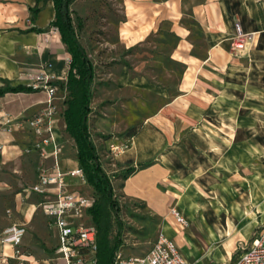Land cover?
Returning a JSON list of instances; mask_svg holds the SVG:
<instances>
[{"label":"rangeland","instance_id":"1","mask_svg":"<svg viewBox=\"0 0 264 264\" xmlns=\"http://www.w3.org/2000/svg\"><path fill=\"white\" fill-rule=\"evenodd\" d=\"M27 1L0 0V16L20 14ZM136 1L71 3L76 37L94 65L87 123L120 208L123 229L119 250L142 254L157 233L164 231L191 264L232 260L244 242L264 229V35L257 34L243 52L229 45L227 65L203 71L192 88L181 94L178 85L184 67L170 58L176 36L169 20H161L155 32L134 46L127 47L118 40V25L127 18L125 8ZM39 4L43 7L45 1ZM47 12L43 10L42 19ZM50 28L45 26V32ZM193 28L200 37V28ZM43 43L45 54L50 49ZM197 44L199 48L205 45L200 40ZM41 63L51 66L45 57ZM67 67L68 63L65 71ZM25 82L30 83V78ZM56 84L52 116H60V155L75 157L76 145L66 131L63 114L77 102L80 91L66 77L57 79ZM41 97L44 107L46 96ZM35 113L14 117L8 125L0 122L14 133L18 146L17 154L0 165V179L6 188L0 192V205L12 208L16 191L28 202L42 199L30 188L43 159L36 146L40 136L28 124ZM137 137L147 147L135 160L121 163L118 156ZM111 143L123 149L112 151ZM152 164L159 168L151 190L164 203L161 212L124 188L127 176ZM130 165L134 170L125 172ZM69 189L97 197L87 182ZM170 207H176L185 225L175 221ZM35 212L40 217L42 207L37 205ZM9 213L7 223L0 219L2 226L19 219L15 210ZM86 219L84 213L82 220L88 222ZM26 230L38 238L37 229L28 226ZM115 231L114 224L112 235ZM38 244L34 251L30 245H22L23 251L42 254L36 258L46 260L38 259L39 264H61L53 244L44 240Z\"/></svg>","mask_w":264,"mask_h":264},{"label":"crops","instance_id":"2","mask_svg":"<svg viewBox=\"0 0 264 264\" xmlns=\"http://www.w3.org/2000/svg\"><path fill=\"white\" fill-rule=\"evenodd\" d=\"M40 1H45L43 7H40ZM34 2L35 0H28L20 14L18 12L10 14L9 12V14H5L6 17L0 16V85L2 84L1 77L10 79L11 84L28 85L25 79L30 78L32 81L36 69L42 65L43 57L47 58L51 64V66L45 65L48 72L60 80L67 78L65 68L70 58L66 54L70 53L64 49L65 45L63 46L64 43L61 41L58 29L53 25L47 26L54 17L53 2L52 0H39V10L36 13V18L32 21L33 12L29 6L33 5ZM131 5V8H125L126 20L118 25L119 42L124 43L127 47L134 46L155 32L161 20H169L170 30L176 36L170 58L180 61L184 67L178 85L181 94H186V91L192 88L195 78L203 71L215 70L227 65L230 58L228 49L236 23H239L243 32L252 33V37L246 42L245 48L248 44L255 42L257 34L262 33L264 35V0H137L134 3L131 2ZM44 9H47L48 12L42 19L41 13ZM32 25L42 29L39 31H21ZM45 26L51 27L47 33ZM195 26L201 30L200 37L195 33L193 28ZM199 40L204 42V47L199 48L197 44ZM44 41L50 49L45 54H43ZM245 48L241 52L245 51ZM59 55H62L63 59H58ZM42 94L46 96L43 90L32 88L29 91L5 92L0 95V122H3L7 116L13 120L14 117L23 118L32 112L40 111L43 108L41 104ZM53 117L55 118L53 127L59 144L58 161L60 167L65 169L79 165L75 157L60 155L61 133L58 126L60 116ZM13 138L14 133L12 131H7L3 126H0V165L10 156L17 154L18 146ZM145 147L147 145H144L141 139L137 137L133 140L130 148L118 156V159L121 163L131 162L141 155ZM46 149L50 151L52 144H48ZM42 158L37 166V173L42 162L43 164L52 163V155L48 154ZM157 173H159V168L154 164L138 170L127 176L124 181V188L129 194L145 198L153 210L161 212L164 210V203L160 197H155L154 191L151 190L158 180ZM36 180L37 178H35L34 183ZM66 181L69 186L85 184L78 179H67ZM4 182L0 179V192L6 190L3 186ZM38 202H28L21 192L16 191L12 208L8 204L0 205V219L7 223L10 218V209L17 212L19 219L6 225L3 224V226L0 224V235L12 223L23 224L25 232L21 242L22 250L24 249L22 245L28 244L34 251V249H38V243L43 240L53 244L56 250L58 245L57 230L49 225V217L44 211L40 217H36L35 211ZM85 216L86 220L90 222L86 211ZM28 226L37 229V239L30 236L26 230ZM214 226L218 229L217 224ZM26 254L29 260L27 264H39L38 259L46 260L44 257L36 258L42 256L39 253L27 252ZM56 258L60 259L57 254ZM229 260L231 259L229 258L227 261ZM15 262L12 244L0 240V264H15ZM60 262L62 264L61 259ZM221 262L226 261H216L212 264Z\"/></svg>","mask_w":264,"mask_h":264},{"label":"built area","instance_id":"3","mask_svg":"<svg viewBox=\"0 0 264 264\" xmlns=\"http://www.w3.org/2000/svg\"><path fill=\"white\" fill-rule=\"evenodd\" d=\"M251 37L252 33L243 32L239 23H236L230 46L234 51L241 52ZM57 79L41 65L36 69L32 81L28 83L33 89H41L45 92L46 105L28 119V124L40 136L36 146L41 156L52 155V163L40 165L37 180L30 188L41 195L42 199L38 205L48 215L49 225L57 230L58 245L55 252L62 264H96V228L92 223L82 220L94 197L69 189L67 179H78L81 183H86L82 167L76 165L63 169L58 161L59 144L53 127L55 118L52 116V100L56 95ZM10 120L11 118L7 116L3 123H9ZM48 144H52L50 151L46 149ZM110 149L121 151L123 147L111 143ZM170 213L180 226L186 224V220L176 207H170ZM24 232L23 224L12 223L0 235L1 242L12 244L15 264L29 263L27 254L21 248ZM112 264L190 263L176 242L163 231H159L146 252L123 253L118 249ZM215 264H264V229H261L248 243L244 242L241 251L234 259Z\"/></svg>","mask_w":264,"mask_h":264},{"label":"trees","instance_id":"4","mask_svg":"<svg viewBox=\"0 0 264 264\" xmlns=\"http://www.w3.org/2000/svg\"><path fill=\"white\" fill-rule=\"evenodd\" d=\"M73 0H52L54 17L47 26H55L61 41L71 57L67 69V81L77 84L79 95L75 104L71 103L64 111L65 128L76 145V156L82 167L86 182L90 184L97 197L87 208L90 223L96 228V264H112L121 241L123 220L120 208L113 192L111 178L102 167L100 156L88 129L87 114L90 111V100L92 97V82L94 78V65L89 54L78 41L71 18V3ZM39 0L29 6L33 14L31 20L36 18L39 10ZM42 28L36 25L29 26L21 31L36 30ZM0 95L5 92L29 91L30 85L21 83L11 84V80L1 77ZM134 166L126 167L125 172H131ZM116 225V231L112 235V227Z\"/></svg>","mask_w":264,"mask_h":264}]
</instances>
